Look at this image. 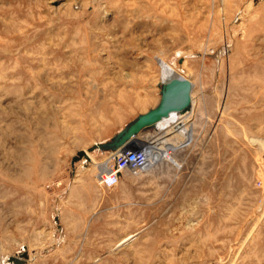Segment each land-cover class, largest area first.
<instances>
[{"label":"rangeland","instance_id":"374dc122","mask_svg":"<svg viewBox=\"0 0 264 264\" xmlns=\"http://www.w3.org/2000/svg\"><path fill=\"white\" fill-rule=\"evenodd\" d=\"M159 59L191 84L182 132L140 131L145 168L102 186L110 150L90 148L156 106ZM10 257L264 264V0H0Z\"/></svg>","mask_w":264,"mask_h":264},{"label":"water","instance_id":"95a60500","mask_svg":"<svg viewBox=\"0 0 264 264\" xmlns=\"http://www.w3.org/2000/svg\"><path fill=\"white\" fill-rule=\"evenodd\" d=\"M159 89L160 97L156 106L138 114L108 141L94 145L90 150L96 147L105 151L115 150L126 145L130 138L138 132L148 127H155L157 123L166 119L172 113H184L189 109L191 85L187 80L161 78ZM85 155V151L77 153V157ZM21 256L26 257V254L22 253ZM8 260L12 261L13 264H20L24 261L14 257H10Z\"/></svg>","mask_w":264,"mask_h":264},{"label":"built area","instance_id":"2783aa9c","mask_svg":"<svg viewBox=\"0 0 264 264\" xmlns=\"http://www.w3.org/2000/svg\"><path fill=\"white\" fill-rule=\"evenodd\" d=\"M104 161V169L98 173L97 180L102 186L112 187L118 183L124 170L137 172L145 168L147 160L144 148L129 142L115 150H110Z\"/></svg>","mask_w":264,"mask_h":264},{"label":"bare ground","instance_id":"6f19581e","mask_svg":"<svg viewBox=\"0 0 264 264\" xmlns=\"http://www.w3.org/2000/svg\"><path fill=\"white\" fill-rule=\"evenodd\" d=\"M159 64L161 66V77L162 78H164V79H177V78L184 79L180 74H178L171 66L166 64V62H164L163 60L159 59ZM184 80H186V79H184ZM190 101H191V99H190ZM190 105H191V103L189 104V109L187 111H189L191 109ZM186 112H184V113H186ZM184 113H172L169 117H167L166 119H164V120L160 121L159 123H157V125L155 127H159L160 126L161 128H165L166 124H168V123L175 124L172 127H169L167 130H170V128H172V129H174L176 131V134H179V133L182 132V129L178 128L176 123L178 122V117L180 115L184 114ZM138 133H140V132H138ZM129 142L130 143H134V144L136 143L137 145H139L138 142L134 138H130V141H128V143ZM139 146H141V145H139ZM163 156L167 160H169L172 163L177 165V162L168 153H164ZM146 160H147V156H146ZM146 164H147V162H146ZM131 236H132V234H128L125 237L121 238L118 241L117 245L123 244V242H125L126 240L131 238Z\"/></svg>","mask_w":264,"mask_h":264},{"label":"crops","instance_id":"0c3cea01","mask_svg":"<svg viewBox=\"0 0 264 264\" xmlns=\"http://www.w3.org/2000/svg\"><path fill=\"white\" fill-rule=\"evenodd\" d=\"M188 113H190L189 111H188ZM180 116L178 117V122L176 123V124H180L179 122H180ZM174 124H171V123H168V124H166V126H165V128H164V130L165 131H169V130H167L169 127H171V126H173ZM160 127V126H159ZM159 127H157V128H159ZM180 126H178V128H179ZM135 136H137V135H135ZM134 136V137H135ZM132 138V137H131Z\"/></svg>","mask_w":264,"mask_h":264}]
</instances>
